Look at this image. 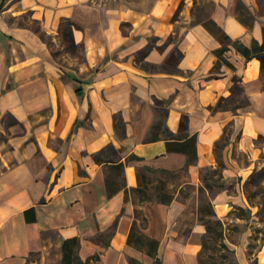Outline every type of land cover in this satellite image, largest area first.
Masks as SVG:
<instances>
[{
    "label": "crops",
    "instance_id": "crops-1",
    "mask_svg": "<svg viewBox=\"0 0 264 264\" xmlns=\"http://www.w3.org/2000/svg\"><path fill=\"white\" fill-rule=\"evenodd\" d=\"M203 1L230 39L262 41L264 0H0V264H46L47 250L70 237L82 260L98 254L90 264H198L205 168L220 176L217 218L245 207L243 183L264 166V73L230 45L231 66L217 63L221 43L195 19ZM66 22L79 55H56L46 40L63 36ZM172 49L180 52L172 69L139 64L158 65ZM234 83L248 101L239 107ZM191 136L195 161L167 150ZM117 162L120 189L108 196L105 175ZM138 175L151 192L163 181L171 201H139L129 191ZM134 221L157 241L155 256L127 242ZM243 239L227 245L250 264Z\"/></svg>",
    "mask_w": 264,
    "mask_h": 264
},
{
    "label": "trees",
    "instance_id": "trees-1",
    "mask_svg": "<svg viewBox=\"0 0 264 264\" xmlns=\"http://www.w3.org/2000/svg\"><path fill=\"white\" fill-rule=\"evenodd\" d=\"M70 22H66V28L63 31L64 40L68 42L69 45L75 46L72 43L70 37ZM205 27L217 37L221 46L215 49V55L217 57V63H224L228 66H231L227 62V60L223 57L224 51L228 48V46H232L236 51L241 53L245 58L255 57L260 62V70L264 73V29H263V37L262 41L258 42L256 40H252L251 43L247 46L242 44L237 40L230 39L224 31L211 19H208L207 22H204ZM179 56L180 52L177 51ZM178 56V58H179ZM178 60V59H177ZM142 66L148 68V66L153 67L151 64L144 63ZM232 93H234L235 97L232 98V101L235 103L234 107H239L246 104L247 98L243 95L242 87L237 83L232 86ZM227 98L220 97L217 105L222 107L225 106ZM183 124V123H181ZM153 138V136H150ZM217 142L215 144L216 147V155H217ZM167 150L171 151H181L187 157V163H191L196 159V150H195V141L194 137H189L184 141H167L166 142ZM114 152V151H113ZM109 171L106 172L105 175V185L106 192L108 196L113 195L120 189V180L121 174L123 170V163L117 162L109 164ZM169 173L171 176L173 174ZM217 176L216 179L214 177ZM264 176V166H262L259 170L251 172L246 180V184L256 182L258 179H262ZM218 168L210 169L205 168L201 172V178L204 182L205 187L208 192L211 191L213 185L221 186L218 184ZM140 178V179H139ZM146 176L138 175V186L135 188H131L129 191L133 192L137 195L139 201H149L155 200L161 203H169L172 199L171 194L161 191L163 188V181H159V183L155 186L154 191L148 190L146 184ZM148 180V179H147ZM204 191L202 188L199 189V192ZM234 209L240 210L241 214L244 211V208L240 206H234ZM30 213V217H27V214ZM198 220L204 226V232L200 239V250L198 251V264H217L223 261V259L228 260V263L232 264L234 260V250L229 248L225 243V233H224V223L221 219L215 216L213 211L211 197L207 199V201L198 205L197 207ZM26 219L33 220L34 219V211L33 208H30L24 212ZM136 217L143 225L145 223V218L140 214L139 211H135ZM94 240H99V237L93 238ZM102 241V240H101ZM103 242V241H102ZM127 242L138 247L140 249H145L146 253L151 256L156 255L157 249V241L146 237L142 234L136 225V221L132 223L130 228V232L128 234ZM107 245V242H103ZM80 245V241L77 237H70L62 240L60 245V264H90L91 261L98 259V254H92L85 259H81L78 256V248ZM208 252V254H207ZM206 253V254H205ZM157 260V259H156ZM235 261V260H234ZM236 262V261H235ZM253 264H257L254 262Z\"/></svg>",
    "mask_w": 264,
    "mask_h": 264
},
{
    "label": "rangeland",
    "instance_id": "rangeland-1",
    "mask_svg": "<svg viewBox=\"0 0 264 264\" xmlns=\"http://www.w3.org/2000/svg\"><path fill=\"white\" fill-rule=\"evenodd\" d=\"M210 6V3L207 1H203L198 5H195V19H201L204 22H207V16ZM64 24L66 23H63V26ZM32 26L36 27V24L32 23ZM46 40L51 44L50 47L53 53L56 55L63 53L65 49L70 53H75L77 55L80 54V49L76 46L69 45L68 42L64 40V36H59V38L53 43H51L49 38ZM178 56L179 54L177 50L172 49L169 56L166 57L163 62L158 65L151 64L153 67L148 66V68H145L149 70L172 69L175 66ZM139 64L142 66L144 63L140 62ZM1 120L4 126L14 125L15 122L14 119L9 115L2 116ZM16 128L17 127H13V129ZM4 137L5 134L0 133V141L4 139ZM261 167L254 169L252 172L259 170ZM148 178L151 177L149 176ZM165 178L169 179L170 177L166 176ZM216 178L217 176L214 177V179ZM246 180L243 183V193L246 198V205L245 207H242L244 208L243 213L241 214L240 210L231 207L228 218L222 220L224 223L225 233L224 241L226 244H228V241L233 244H238L240 243V241H242V236H244L245 240H243L246 242V255L249 263L253 264L254 262H256L257 264H264V176L262 177V179H258L256 182L249 184H246ZM217 187L218 186L212 188L210 192H199L198 205L204 204L209 197H212ZM187 223H190V221H187ZM60 258V250H56L54 248H50L49 250H47L46 264H60ZM234 260L232 264H238L235 258V254ZM217 264L230 263H228V260L223 259L222 262Z\"/></svg>",
    "mask_w": 264,
    "mask_h": 264
},
{
    "label": "built area",
    "instance_id": "built-area-1",
    "mask_svg": "<svg viewBox=\"0 0 264 264\" xmlns=\"http://www.w3.org/2000/svg\"><path fill=\"white\" fill-rule=\"evenodd\" d=\"M110 0H93V2L97 5V6H103L106 3H108Z\"/></svg>",
    "mask_w": 264,
    "mask_h": 264
}]
</instances>
